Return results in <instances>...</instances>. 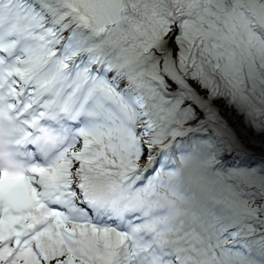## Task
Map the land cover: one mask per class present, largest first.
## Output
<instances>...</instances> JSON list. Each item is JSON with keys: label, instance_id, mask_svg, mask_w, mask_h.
Wrapping results in <instances>:
<instances>
[{"label": "snow or ice", "instance_id": "obj_1", "mask_svg": "<svg viewBox=\"0 0 264 264\" xmlns=\"http://www.w3.org/2000/svg\"><path fill=\"white\" fill-rule=\"evenodd\" d=\"M224 105L264 143V0H0V264H264Z\"/></svg>", "mask_w": 264, "mask_h": 264}, {"label": "bare ground", "instance_id": "obj_2", "mask_svg": "<svg viewBox=\"0 0 264 264\" xmlns=\"http://www.w3.org/2000/svg\"><path fill=\"white\" fill-rule=\"evenodd\" d=\"M224 108V106L220 107V114L222 118L227 122L228 127L235 131L236 134L240 137L241 142L248 146V155L246 157L264 161V152L261 151V149L264 148V143H262V135H257V137L249 139L248 136L253 135V133L251 129H245L243 127L247 124H245L242 116L237 112L234 113V111L232 110L234 114L233 116L232 114H229L226 110H224ZM233 153H235L234 156L240 158V155H243L242 153L236 151H234ZM231 157H233V155ZM227 159L228 158L226 157L225 160ZM141 163H143V161Z\"/></svg>", "mask_w": 264, "mask_h": 264}, {"label": "rangeland", "instance_id": "obj_3", "mask_svg": "<svg viewBox=\"0 0 264 264\" xmlns=\"http://www.w3.org/2000/svg\"><path fill=\"white\" fill-rule=\"evenodd\" d=\"M224 107H225L224 110H226L229 114H232L233 116H234L233 111H234V113L237 112L231 106L224 105ZM237 113H239V112H237ZM239 115H241L243 120H244L243 115L241 113H239ZM244 122H245V120H244ZM243 127L245 129H247V128L250 129L249 127H247V125H245ZM248 137H249V139H251V138L253 139L254 137H257V135H249ZM234 154L235 153H232L231 155H228L227 153H225V156L221 158L222 160L226 161V165L228 167H235V166H238V165H240V166L244 165L245 167H250L251 166L252 168H256V167H259L262 163H264V161H262V160H256V159H253V158H248L245 155H240L241 156V158H240V157L234 156ZM232 155H233V158H231ZM226 157L228 158L227 160H225ZM230 160H232L234 162L233 166L229 164ZM240 163H243V164L241 165Z\"/></svg>", "mask_w": 264, "mask_h": 264}, {"label": "trees", "instance_id": "obj_4", "mask_svg": "<svg viewBox=\"0 0 264 264\" xmlns=\"http://www.w3.org/2000/svg\"><path fill=\"white\" fill-rule=\"evenodd\" d=\"M256 168H258V167H256Z\"/></svg>", "mask_w": 264, "mask_h": 264}]
</instances>
